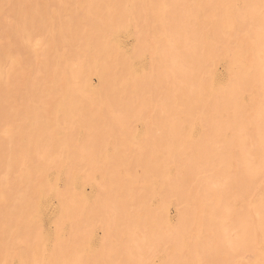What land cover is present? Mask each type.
Here are the masks:
<instances>
[{
  "label": "bare ground",
  "instance_id": "bare-ground-1",
  "mask_svg": "<svg viewBox=\"0 0 264 264\" xmlns=\"http://www.w3.org/2000/svg\"><path fill=\"white\" fill-rule=\"evenodd\" d=\"M149 1L0 0V15L9 9L16 16L15 21L27 31L30 30L35 33L46 32L50 36L49 47L39 60L41 68L43 67L42 71L39 74L38 71L36 72L37 74L30 71L32 74L26 76L29 72V70L27 72L24 70L26 65L30 64L29 68L32 69V64L34 65L35 63H29L32 55H29L27 49L20 44V40L17 38V28L13 25L8 27L11 42L4 44L3 41H0V120L5 122L8 119L6 115L8 109L17 110L13 105L18 106L19 104L14 103V97L21 95V99L26 98L28 100H22L21 102L25 106L23 107L26 110V114L28 113L30 118H36V120L33 119L34 121L29 123V132H35L28 141L30 145L35 144L36 138L47 141V146L60 145L62 144L61 140H64V145H66L63 147H69L72 144L65 140L69 138L70 141V137H72L70 132L73 131L69 130V132L68 128H66L67 125L63 127L62 123L59 124L52 118L41 119L40 115L44 113L58 112L67 114L68 123L72 122L77 132L82 134V137H86V135L90 137L91 141L87 142L90 145H98L103 131L108 132L109 129L110 131L111 129L113 131L114 128L118 129V135L115 133L118 136H115L118 143L115 146L120 144L123 147H127L129 144L128 147L130 148H124L125 150L128 149L129 154L121 151L120 154H122H119L120 158H118L119 155L116 153L118 155L117 159H112L110 162L105 159H102V162L99 161L105 171L99 169L98 172L101 176L100 181L102 184L97 182L98 185H95L94 192L97 191L98 196H101L99 194L103 192L107 194V186L113 185L116 192H119L120 199H123L125 195L131 197L128 199L131 201H127L130 204L132 202L130 205L131 209L124 219L130 223L135 222L138 225L146 224L152 226L162 218L161 215L163 217L166 215L165 217L170 219L169 215L165 213V204L171 203L169 205L175 206L177 227L173 228L171 232L174 235V242L172 241L174 244L170 242L166 245V243L160 242L161 245H159V251L157 252L158 255L163 253L166 258V260L162 259V264H189L191 261L195 263V259L196 261L198 259V264H214L216 261L218 262L219 258H221V256L219 257L218 248L213 244L209 246L210 250H208L205 239L214 240L212 238H215L214 236H216L217 232L212 229L215 226L217 227L219 216L222 213H225V217H227H224L225 221H236L243 232V239L240 238L241 236L238 237L237 234V237L240 238V243L235 242L240 245L241 251H238L239 248H237L238 250L228 248L223 255L230 262L228 264L234 262L231 258L235 257L234 254L236 252H242L244 249L253 251L256 254L255 257L257 256L256 258L253 257V252H248V255L252 253L251 256L253 255V258H258V263L264 264V189L262 192L258 191V185L261 186V181L255 180L259 175L264 179V171L261 172L264 167L259 168L256 166L257 170H251V166L255 167V164L260 162L258 161L259 159L256 160V157L262 158L261 163L264 165V154L260 152L262 147H264V143L261 142L264 139L260 141L263 146L257 147V149L261 148L259 151H256L255 148V151L253 150L254 144H258V141L257 143L250 142L256 136L260 139L264 138V135L262 136L264 134V91L262 89L264 88L260 86L261 89L257 90L258 92L263 91L260 97L254 96L247 99L245 95V91L250 88L253 74L257 72V63L259 64L258 73L264 66V64L263 66L260 64V56L264 54V0H182L180 3H178L179 0H176L177 2L173 0L171 3H174L173 7L177 11H174L175 9H172L169 5V0H164L167 4H165L167 9L169 6L172 9L167 12L165 7L164 11L167 14L174 12L168 16L165 13L166 16L160 24V31L156 30L158 23L155 22L156 17L149 12V9L147 11L148 14L142 11V6L147 4L148 8ZM57 2H59V5ZM159 2L157 1L158 4ZM152 3L150 1L149 5ZM155 3L153 4L155 5ZM152 6H149V8ZM153 10L151 11L152 13L155 12V9ZM125 37H131L134 40L130 52L124 49L123 39ZM16 52L26 56L17 58L18 56H15ZM262 60L264 59L262 58ZM216 62L226 64L225 76H221L215 70L214 65ZM70 64H77L78 68H74L75 71H73V68L70 70ZM139 67L142 69L140 72H138ZM160 67L162 74L156 75L155 69ZM169 70L171 72H168ZM142 71L143 73H141ZM93 76L98 78V86L92 85L90 80ZM61 77L67 78L68 81L71 79L79 85L75 88L73 84H67L64 92L68 95H64V99L57 102L56 105L53 104L46 107L44 100L45 98H50L49 93L52 86L55 85V89L58 88L54 82ZM16 79L23 80L29 88L22 90L25 85L23 87L20 85V89L18 85H15ZM52 82L53 84L49 86L48 84ZM152 83H155V85L152 86ZM45 85L48 86L46 87L47 89ZM258 85L252 86L254 90L250 88L252 90L249 91H256V88H259ZM61 86L62 83L59 87L61 88ZM60 88L57 91L62 90ZM252 93L251 96H253ZM254 107L258 111L253 115H249L248 110ZM17 114H15V117H17ZM158 124L163 130L161 131V136L156 139L157 136L154 135V137L152 132L155 126L158 128ZM139 126L143 127L144 134L133 139L135 135L133 130ZM0 135L2 136V134ZM35 135H37L36 138ZM55 139L59 141L56 140V142ZM83 139V142L87 141ZM102 140L104 141L103 137ZM25 143L23 141L21 144L20 151L26 156V154H29L28 152L33 153L34 148L31 149L30 147L32 151H29V146H27L29 144ZM252 143L254 144L248 146ZM35 147L37 149L36 145ZM40 147V149H44L42 146ZM58 147H54L55 151ZM237 147L239 151L245 149V154H247L246 150H253L254 152L248 151L247 155L251 154L248 158L245 154H240L246 165L243 167L240 165V168L239 165L235 164L238 166L235 170L237 168L240 169L237 170L238 172H234L233 164L236 159L240 158ZM247 147H251V149ZM12 148L10 150L13 152L18 150L14 149L15 147ZM0 151L3 154L6 153L1 150V145ZM35 151L37 152L38 149ZM38 152L45 153L41 150ZM113 152L115 153L116 151ZM1 153L0 165L3 163L2 160L5 159ZM262 153L264 152L262 151ZM252 155L256 161L254 162L252 159L254 164L249 166L248 164L251 161L249 162L247 159L253 158ZM31 157L27 159H29V162H33V168L27 169L28 171L22 169L24 162H27L24 160L25 157L23 160L21 158L19 160L11 158V163H8L10 164L9 168L16 175L15 178L20 179V181L19 179L17 180V184L19 181L18 186H15L12 182L15 187L20 188V191L12 190L17 188L8 183L9 181H0L1 235L6 234L4 229H1L4 226L5 231L7 230L4 217L8 216L14 218L15 222L17 221L16 223L21 220V226H26L27 224V229L24 228L25 226L21 228L23 230L22 233L24 230L28 234L30 232L35 234V230L38 231L36 226H39L38 222L42 220V202L48 199L46 196L48 191L46 192L43 189L44 183L46 178H49L48 174L54 166L61 168L60 171L65 170L67 173L66 177L64 176L69 188L66 192L71 189L72 192L69 196L77 197L78 200L73 201L75 204L77 203L73 207L74 209L72 208L73 210L79 212L82 209L80 213L82 215L86 203L90 200V196L86 195L82 188L92 177L89 176V173L86 175L87 172L82 174L78 171V162L81 160L77 162L75 160H78V158L71 156L68 166L63 164V160L59 163H45V160L42 162L36 159L37 157ZM86 161H88L89 165L95 162V160L88 158ZM21 162H23V166ZM244 162L241 164L244 165ZM96 164L95 162L93 167L98 170L97 167L100 166H96ZM258 165L262 166L260 163ZM26 166L28 165H25L24 168ZM138 166H141L140 172L136 171ZM92 173H94L93 170ZM209 179L211 180L209 181ZM9 188L10 191L8 190ZM11 191L16 192L12 193ZM116 192L112 193V196L113 194L115 196ZM92 195L94 196V193ZM36 196H40L37 202ZM65 198L64 195L63 199L60 197L62 200H59L60 205L65 206L67 196ZM110 198L112 199V197ZM94 199L96 202L95 196ZM249 199L251 202L253 201V204L249 203L250 201L248 202ZM155 200L160 202L158 210L152 208V203ZM117 201L115 202L116 204L119 203V200ZM124 203L127 205L125 201ZM93 204L94 201L92 203L89 202L88 205L94 207ZM116 204L115 207L117 206ZM123 205L121 207H125ZM12 206L16 208L14 212L9 210ZM100 207L103 208V206ZM89 208L91 209V207ZM168 208L170 209V206ZM30 209H33L34 216L32 219L29 217L23 221L18 218H22L23 215L15 216L20 211L23 213V211ZM63 209L60 210V214H62ZM15 210L19 211L15 213ZM75 211L73 214H75ZM73 214L72 218L74 217ZM81 215H77V218L79 217L78 219H80ZM85 216H87L86 219L92 217H88L87 211ZM114 217L116 218L117 216L114 215ZM84 218L82 217L81 219ZM109 219L108 217V221ZM73 220L75 219L73 218ZM112 222L115 223L116 221ZM112 222L110 221V223ZM228 223H231V221ZM236 228L238 227L236 226ZM123 230L125 231V228ZM123 230H120V232H123ZM166 231L168 230L166 229ZM152 235L156 236L155 233ZM30 236H33V234H30ZM219 239L221 240V238ZM153 240L155 241V239ZM107 243L109 244V242ZM147 243L149 244V242ZM169 244L173 246L171 250L169 249ZM31 247L33 248L30 245ZM167 248L170 251L167 252ZM32 252L35 251L32 249ZM237 253L236 255H238ZM157 254L152 255L157 257ZM240 254L244 257L246 255L239 253V256H242ZM111 255L113 254L111 253ZM31 257L35 256L32 255ZM252 259L250 258V260ZM235 260L233 264H237V259L235 258ZM241 260L243 261V259ZM242 261L239 259L238 264ZM257 262L255 261V263ZM247 264L254 263L249 262Z\"/></svg>",
  "mask_w": 264,
  "mask_h": 264
},
{
  "label": "rangeland",
  "instance_id": "rangeland-1",
  "mask_svg": "<svg viewBox=\"0 0 264 264\" xmlns=\"http://www.w3.org/2000/svg\"><path fill=\"white\" fill-rule=\"evenodd\" d=\"M55 1V0H54ZM134 1V0H133ZM150 1H152L153 3L154 2H156L155 3V5L152 3V4H150L149 5V3H150ZM149 1V3H148V8H147V4H146V6L144 7V6H142V11H143V13H145V14H148V9H149V12L151 13V14H153L156 18H155V22H157L158 23V25L156 26V30L158 29V31H160V28H161V21L164 19V17L166 16V14H167V12H168V10H172L174 7H173V4L174 3H171V2H173V0L171 1V0H169V5L172 7V9L170 8V6L168 7V9H167V4H166V2L164 1V0H150ZM157 1L159 2V4L157 3ZM174 1H176V0H174ZM180 1H182V0H179V2L178 3H180ZM162 2V3H161ZM177 2V1H176ZM160 3H161V5H160ZM168 3V2H167ZM57 4L59 5V2H57ZM157 4V5H156ZM166 4V5H165ZM177 4V3H176ZM153 5V6H152ZM159 5V6H158ZM52 6V5H51ZM149 6H152V7H154V8H152V7H150L149 8ZM160 6H161V8L163 9V11H162V9L160 8ZM163 6V7H162ZM54 7V6H53ZM165 7H166V11L167 12H165L164 10H165ZM54 8H56V6L54 7ZM147 8V9H146ZM152 8V9H151ZM170 8V9H169ZM56 9H58V8H56ZM56 9H54V10H56ZM153 9H155V12H151V11H154ZM161 11H160V10ZM175 10L174 11H177V9L176 8H174ZM158 12V14H157V12ZM159 11H160V13H159ZM173 11V12H174ZM173 12H171V13H173ZM179 12V11H178ZM155 13V14H154ZM166 13V14H165ZM171 13H169V14H171ZM165 14V15H164ZM169 14H167V16L169 15ZM65 17V16H64ZM16 16L12 13V12H10L9 11V9H7V10H5V12L3 13V14H1L0 15V41H3V43L4 44H7V43H9V42H11V39H10V37H9V30H8V27H10L11 25H13V26H15L16 28H17V38L20 40V44L23 46V47H25L26 49H27V53H29V55H32V57L30 58V62L29 63H35L34 65H36V66H34L33 64H32V69L31 68H29L30 67V64H27L26 65V67L24 68V70H26V72H27V70H29V72L26 74V72L24 71V73L26 74V76H30L32 73V71L35 73V74H37L36 72L38 71V74L42 71V68H41V62L39 61L42 57H43V53H44V51L46 50V49H48V47H49V42H50V36H49V33H46V32H43V33H39V32H31L30 30H26V29H24V27L23 26H20L16 21ZM36 37V38H35ZM45 38V39H44ZM13 39V38H12ZM13 41H14V39H13ZM15 42V41H14ZM133 42H134V40H133V38H131V37H125L124 39H123V45L125 46L124 47V49L126 50V51H129L130 52V50H131V48H132V46H133ZM46 43V44H45ZM18 53V54H17ZM20 55V56H19ZM42 55V56H41ZM15 56L17 57V58H22V57H25L26 55H22L21 53H19V52H16L15 53ZM39 56V57H38ZM34 58H36V60H37V62H36V60H34ZM260 58H261V61H260V64H262V66H263V62H264V60H262V58L264 59V54H261V56H260ZM220 63V64H219ZM222 64V65H221ZM74 65V66H73ZM219 65V66H218ZM73 66V67H72ZM177 66V65H176ZM226 66V64L225 63H223V62H216L215 63V65H214V68H215V70H217V72L221 75V76H225V73H226V69H227V66ZM258 66H259V64L257 63V72H255L254 74H253V77H252V81H250V88H252L253 90H254V88L253 87H255L256 85H258V87L259 88H256V91H249V90H252V89H248L247 91H245L246 93L248 92V94H246L245 93V95L247 96V99H250V97H256V96H259L260 97V95H262L264 92V89H262L261 90V92L259 91H257L258 89L260 90L261 88H264V66L261 68V71H260V73H258ZM34 67H35V69H34ZM141 68H142V66H140ZM138 68V72H140L142 69L141 68ZM217 67V68H216ZM70 70H72V68H73V71H75L74 70V68L76 69V68H78V66H77V64H70ZM171 69V68H170ZM156 71H155V74L157 75H160V74H162V69H161V67L160 68H156L155 69ZM172 71H173V69H171ZM31 71V72H30ZM161 71V72H160ZM168 72H171L170 70L168 71ZM141 73H143V71L141 72ZM263 75V76H262ZM254 76H255V78H254ZM60 80V81H59ZM59 80L57 79L55 82H54V84H56L57 85V87L58 88H60L59 86L61 85V83H62V86H61V88L60 89H62V90H59V91H57V89H55L56 87H54V86H52L51 88V92L49 93V95H50V98L48 97V98H45V100H44V104L46 105V107H48V105H53V104H55L56 105V103L57 102H59L60 100H62V99H64V95H68V94H65V90H66V88H67V84H73L74 86H75V88H77V85H79L78 83H74L73 82V80H71V79H69V81H68V79L67 78H64V77H61V78H59ZM254 80H256V81H254ZM20 81V82H19ZM91 81V83H92V85L93 86H98L99 85V81H98V78L96 77V76H93L92 77V79L90 80ZM18 82V83H17ZM22 82V83H21ZM25 82H27V81H25ZM59 82H61V83H59ZM75 82H78V81H75ZM21 83V84H20ZM252 83V84H251ZM253 83H254V85H253ZM258 83V84H257ZM46 84V83H45ZM53 84V82L52 83H50V84H48L49 86L50 85H52ZM256 84V85H255ZM15 85L17 86L18 85V87L21 89V87H23V85H25L24 86V89H22V90H27V84L26 83H24V81L23 80H20V79H16L15 80ZM20 85H21V87H20ZM155 85V83H152V86H154ZM253 86V87H252ZM260 86H261V88H260ZM46 87H48V86H46L45 85V88ZM29 88V87H28ZM47 89V88H46ZM53 90V91H52ZM60 91H61V93H60ZM59 92V93H58ZM263 92V93H262ZM251 93L253 94V96H251ZM254 94H256V95H254ZM15 98H17V99H15ZM43 98V97H42ZM41 99V98H40ZM54 99H55V101H54ZM22 100H26V98H22L21 99V95L18 97V96H15L14 97V103H18V104H16V105H18V106H15V105H13V107H16L17 108V110H15L14 111V109H8L7 111H6V115H7V120L4 122V121H1L0 120V134H2V136L0 135V145H1V150L3 151L4 150V153L5 154H3V153H1V151H0V153L4 156V158L5 159H3L2 161H3V165L1 164L0 165V177H3V178H0V181H3V182H6V180H7V182L8 183H10V184H12V186L14 187V188H17V187H15V186H18L19 185V181H20V179L19 178H15V174H14V171L12 172V169L11 168H9L10 167V164H8V163H11V161H12V159H18L19 160V158H21L22 160H23V158H24V160H26L27 162H24L25 164H24V166L25 165H28V166H26V167H28V168H24V166H23V162H21L22 163V166H23V170H29L30 168L32 169L33 168V162L31 161V162H29V159H27L28 157L30 158L31 157V155H32V157L31 158H33V157H37L36 159H39V160H41L42 162H43V160H45V163H52V162H57V163H59L61 160H63V164H66V165H68L69 164V162H70V158H71V156L72 157H74V158H78V160H75V161H80V162H83V163H80V162H78V167H76V168H78V171H80L82 174H85L86 172H87V174L86 175H88V173L90 174L89 176H91L92 177V179L91 180H88V182L83 186V188H82V191L83 192H85L86 193V195H88V196H90L89 197V201H88V203H86V206H85V210H83V213H82V215L80 214L81 212H82V209L78 212L77 210L75 211V210H73L74 208L73 207H75V205L77 204H75L73 201L75 200V201H78L77 200V197H75V198H73L72 196H69V195H71V189L68 191V192H66V190H68L69 188L67 187V183H66V179H64L65 177H66V175H67V173L65 172V170L64 171H60V169L61 168H59V167H56V166H54L53 167V169H51V171L49 172V174H48V176H49V178H46V180H45V183H44V190L47 192H45L47 195V197H48V199H46V200H44L42 203H43V208H42V220H40V222H38V224H39V226H36V227H38V228H36V229H38V231L37 230H35L34 232H35V234L34 233H32V232H30L29 234L27 233V231L26 230H24V232L22 233V229L21 228H23L25 225H20V222H21V220H19L18 221V223H16L15 222V220H14V218H11L10 216H8V217H4V220H5V226H6V231H5V227L3 226V228L1 229V230H3L4 229V232L6 233L5 235H1L0 234V264H162L163 263V260L165 259L166 260V258H165V256H164V254L163 253H159V255L157 254V252L159 251V245H161L160 244V242H162V243H166V245L168 244V243H170L171 242V244H174L173 242H174V235H173V233H171L172 232V229L173 228H175V227H177V225H176V223H177V215H176V208H175V206H171V205H169V204H171V203H167V204H165V213L166 214H168L169 215V217H170V219H167L165 216V213H164V217L161 215V217L162 218H160L159 220H158V222H156L154 225H146V224H141V225H138V224H135V222H133V223H130L128 220H126V219H124L126 216H127V214L130 212V205L132 204V202H131V204L129 203L130 201L128 200V199H130L131 197H127V195H125L124 196V198L122 199H120V197H119V192L117 193L116 192V190L114 189L115 187L113 186V185H109L110 187H112V188H110L109 186H107V192L109 193H107L106 194V192H103L102 194H99V195H101V196H98V193H97V191H95L94 192V188H95V185H98L97 184V182L99 183V184H102L101 183V181H100V179H101V176H100V174H99V169L101 170V171H105L104 169H102V167H101V165H100V163H99V161L100 162H102L101 160L102 159H105V160H107V161H111L112 159H117V156L120 154V152L122 151V152H127V154H129V151H127V150H125L126 148H130V147H128L129 146V144H128V146L126 147H123V145H120V144H118L117 146H118V148H117V146H115L118 142H116V139H117V135H118V129L116 130L115 128L113 129V131H112V129H111V131H110V129H109V131L108 132H106V131H103L102 132V134L103 135H101V139L98 141V145H90L89 143H87V142H90L91 140H90V137H88L87 135H86V137L85 136H83L82 137V134L80 133V132H77V129H76V127L73 125V123L72 122H70V123H68V117H67V114H60V113H58V112H55V113H47V114H41L40 116H41V119H49V118H52L53 120H55V122H57V123H62V125H63V127H66V125H67V127L66 128H68V131L69 130H72L73 132H74V134H75V136L73 137V135L74 134H72L73 132H70V134L72 135V137H70V141H69V138L67 139V140H65L66 142H71L72 144L71 145H69V147H63V146H66V145H64L65 144V142H64V140H61L60 142L62 143V144H60V145H55L54 146V144L53 145H51L50 143V145L51 146H47V144H48V142L46 141L45 142V140L44 139H40V140H38L37 138H36V136L37 135H35V138H36V140H35V144H33V145H30V143L28 142L29 141V139L30 138H32V136H33V134L35 133V132H29V130H30V128H29V126H30V121H34V120H36V118H30V116L28 115V113L26 114V110H24V105H22L21 104V102H22ZM50 100H52V101H50ZM26 101H28V100H26ZM55 102V103H54ZM20 105H22V107H20ZM262 105V104H261ZM18 107H20V108H18ZM261 108L263 109V107L261 106ZM19 109H21L20 111H18ZM261 109V110H262ZM259 110H260V107H259ZM256 111H258V109H255V107L252 109H249L248 110V114L249 115H253V114H255V112ZM17 112H18V114H17ZM22 112V114H20ZM11 113V114H10ZM15 114H17V117H15ZM61 115V117H60V115ZM52 115V116H51ZM12 116V117H11ZM29 116V117H28ZM47 116V117H46ZM0 118H1V116H0ZM64 118H65V120H64ZM34 119V120H33ZM11 121V122H10ZM23 121V122H22ZM10 122V123H9ZM21 123H23V124H21ZM27 123V124H26ZM65 124V125H64ZM10 125V126H9ZM13 125V126H12ZM21 125H23V126H21ZM71 125V126H70ZM161 127V126H160ZM159 127V124H158V128L155 126V128H154V131L152 132L153 133V136L155 135V136H157L156 137V139L158 138V137H160L161 136V131L163 130V128L161 129ZM75 130V131H74ZM157 130V131H156ZM115 131V132H114ZM10 132V133H9ZM133 132H134V138L133 139H136V137L138 136V137H140V136H143V134H144V129H143V127L142 126H139L137 129H134L133 130ZM158 132V133H157ZM160 132V133H159ZM10 134V136H9V134ZM107 133H109V134H107ZM117 135H116V134ZM155 133V134H154ZM69 134V133H68ZM106 134V135H105ZM158 134V135H157ZM160 134V135H159ZM9 137H8V136ZM108 135H109V137H108ZM113 135V136H112ZM264 134H262V136H263ZM111 136V137H110ZM115 136H117L116 138H115ZM154 136V137H155ZM13 137V138H12ZM76 137V138H75ZM84 138L83 140H87V141H82V138ZM87 137H88V139H87ZM102 137H103V139H104V141L102 140ZM104 137H106V138H104ZM108 137V138H107ZM114 137V138H113ZM253 137V136H252ZM257 137V138H256ZM255 137V139H254V137H253V139L252 140H250V142H254V143H257V141H258V144H254V143H252V144H250V145H248V146H251V145H255V146H253V150H254V148H255V150L256 151H259V149H261L260 147L257 149V147L258 146H263V144L262 143H264V141L262 140V139H264L263 137L260 139V138H258V136H256ZM2 138H3V140H2ZM72 138V139H71ZM74 138V139H73ZM4 139H5V141H4ZM76 139H78L79 140V143H78V140H76ZM57 139H55V141H56ZM73 140H75V141H73ZM89 140V141H88ZM110 142H109V141ZM113 140H114V142H113ZM255 140H256V142H255ZM262 140V141H261ZM23 141H24V143L25 144H29V145H27V146H29V151L31 150V149H33V153H30V152H28L29 154H26V156L20 151L21 149H20V146H21V144L23 143ZM37 141V142H36ZM57 141H59V140H57ZM56 141V142H57ZM74 143H73V142ZM103 141V142H102ZM262 143H261V142ZM3 142V143H2ZM55 142V143H56ZM102 142V143H101ZM6 143V144H5ZM46 143V144H45ZM101 143V144H100ZM128 143V142H127ZM126 143V144H127ZM10 144V145H9ZM41 144V145H40ZM87 144H89V145H87ZM106 144V145H105ZM108 144V145H107ZM4 146V148H3V146ZM15 145V146H14ZM35 145L37 146V149H38V151L39 150H41V151H44L43 153L44 154H42V153H39L38 151L36 152L35 150H37L36 149V147H35ZM42 146V148H44V149H40L41 147L40 146ZM104 145V146H103ZM9 146V147H8ZM59 146V147H58ZM106 146V147H105ZM14 148V149H18L17 151H11L10 149L11 148ZM19 147V148H18ZM30 147H31V149H30ZM45 147H47V148H45ZM49 147V148H48ZM51 147H53V148H51ZM56 147H58L57 149H56V151H55V148ZM75 147V148H74ZM84 147V148H83ZM116 147V148H115ZM3 148V149H2ZM12 148V149H13ZM51 148V149H50ZM70 148H71V151H70ZM115 148V149H114ZM125 148V149H124ZM248 148V147H247ZM246 148V149H247ZM264 147H262V149L260 150V152H261V154H264V153H262V151L264 152V149H263ZM7 149V150H6ZM59 149V150H58ZM66 149V150H65ZM68 149V150H67ZM88 151H87V150ZM105 149V150H104ZM118 149V150H117ZM122 149H124V150H122ZM155 149H158V148H155ZM237 149H238V147H237ZM241 149V148H240ZM248 149H251V147H249ZM120 150V151H119ZM130 150V149H129ZM242 150H243V152H242ZM253 150H246L247 152V154H248V151H250V152H254ZM8 151V152H7ZM83 151V152H82ZM113 151H116L115 153L113 152ZM118 151H119V153H118ZM13 152V153H12ZM49 152H51V153H49ZM90 154H89V153ZM237 152V151H236ZM238 154H239V156H240V154H245V149H241L240 151H239V149H238ZM241 152V153H240ZM9 153V154H8ZM11 153V154H10ZM39 153V154H38ZM87 153V154H86ZM118 155H117V154ZM257 153V152H256ZM13 154H15V155H13ZM20 154V155H19ZM38 154V155H37ZM74 154V155H73ZM76 154V155H75ZM88 154H89V156H88ZM98 154V155H97ZM116 154V155H115ZM122 154V153H121ZM120 154V155H121ZM126 154V153H125ZM238 154L236 153V155H237V158H238ZM247 154H245L246 155V157L248 158V156L250 155L251 156V154L249 153V155H247ZM19 155V156H18ZM36 155V156H35ZM52 155V156H51ZM84 155V156H83ZM118 156V158H120L121 156ZM6 156V157H5ZM21 156H23V157H21ZM42 156V157H41ZM83 156V157H82ZM99 156V157H98ZM116 156V158H114V157ZM242 156H244V155H242ZM255 156V155H254ZM264 156V155H263ZM262 156V157H263ZM14 157V158H13ZM18 157V158H17ZM252 157H253V155H252ZM8 158H9V160H8ZM12 158V159H11ZM48 158H50V159H48ZM92 159V160H95V162L97 163L96 164V166H100V167H97L98 168V170L96 169H94V167H93V165H95V162H93L94 164H90L89 165V163H88V161H86V159ZM100 158V159H99ZM111 158V159H110ZM251 158V157H250ZM249 158V159H250ZM48 159V160H47ZM249 159H247V161H251L252 162V159H253V161L255 162L257 159H259L258 161H260V162H257V164H255V167L257 166V167H264V165H262V161H261V159L262 158H258V157H256V160L254 159V157L253 158H251L250 160ZM264 159V158H263ZM11 160V161H10ZM22 160H20V161H22ZM47 160V161H46ZM69 160V161H68ZM83 160V161H82ZM243 160V161H242ZM238 161V163H236ZM77 162H75V163H77ZM236 162H234V164H233V167H234V172H238L237 170H239L240 168H241V166L240 165H242V167L243 166H245L246 164H245V162H244V159H242V157L240 156V158H238V160L236 159ZM244 162V165L243 164H241V163H243ZM250 162V164H248L249 166H251V164H254V162H252L251 163ZM264 162V161H263ZM26 163H28V164H26ZM258 163H260L262 166H259L258 165ZM8 165V166H5V165ZM235 164H237V165H239V167L240 168H237V170H235V168L236 167H238V166H236ZM21 165V164H20ZM80 165V166H79ZM83 165V166H82ZM235 165V166H234ZM22 166H20V167H22ZM69 166V165H68ZM74 166H76V164H74ZM82 167V168H81ZM233 167H232V169H233ZM252 167V169L251 170H257L258 168L256 167H253V166H251ZM6 168V169H5ZM138 168H139V170H138ZM4 169H5V171H4ZM10 169V170H9ZM84 169V170H83ZM85 169H86V171H85ZM3 170V171H2ZM21 170V169H20ZM22 170V171H23ZM27 170V171H28ZM91 170V171H90ZM92 170H93V172L94 173H92ZM8 171V172H7ZM10 171V172H9ZM89 171V172H88ZM136 171H138V172H140L141 171V166H138L137 167V170ZM233 171V170H232ZM262 171H264V170H261V172ZM4 172V173H3ZM65 172V173H64ZM85 172V173H84ZM13 173V174H12ZM1 174H3L2 176H1ZM94 174V175H93ZM6 175V176H5ZM12 175V176H11ZM110 175V174H109ZM65 176V177H64ZM94 176V177H93ZM111 176V175H110ZM18 177V176H17ZM9 178V179H8ZM19 179V181H18V184H17V180ZM35 179V178H34ZM48 179V180H47ZM13 180H15V181H13ZM211 179H209V181H210ZM256 181L258 180H260L259 182L261 183H259L261 186H259L258 184V191H260V192H262V190L264 189V183H263V185H262V182H264V179L262 178V176L261 175H259L256 179H255ZM11 181V182H10ZM100 181V182H99ZM15 184V186H14V184ZM208 183V182H207ZM207 183H206V185H207ZM212 183L214 184V181H213V179H212ZM112 184V183H111ZM66 188V189H65ZM20 188H17V189H12V190H19ZM113 189V191L111 192V190ZM260 189V190H259ZM9 191H10V188L8 189ZM65 190V191H64ZM73 190V189H72ZM96 190V189H95ZM20 191V190H19ZM74 191V190H73ZM116 192V195L114 196V194H113V196H114V198H113V196H112V193H115ZM12 192V191H11ZM14 192H16V191H14ZM14 192H12V193H14ZM55 193H57V194H55ZM94 193V196H95V198L97 199L96 200V202H95V199H94V196L92 195ZM263 193H264V190H263ZM59 194V195H58ZM59 197H57V196ZM63 195H64V198L67 196V201L65 202V206H62V204L60 205V201H62L61 199H63ZM72 195H75V194H72ZM112 197V199L109 197ZM69 196V197H68ZM76 196V195H75ZM92 196V197H91ZM119 197V199H117L118 197ZM38 197V198H37ZM39 197L40 196H36V202H37V200L39 199ZM60 197H61V199H60ZM70 197L72 198L71 200H70ZM117 197V198H116ZM69 198V199H68ZM92 198V199H91ZM66 199V198H65ZM127 199V200H126ZM251 199V198H250ZM250 199L248 200V202L250 201ZM60 200V201H59ZM70 200V201H69ZM100 200V201H99ZM117 200H119V203H115V202H118ZM253 200H255V199H253ZM46 201V202H45ZM94 201V207H92V205L90 206V205H88L89 204V202L90 203H92ZM124 201L126 202V204L127 205H125V203H124ZM127 201H129V202H127ZM45 202V203H44ZM97 203V204H96ZM99 203V204H98ZM121 203V205H119ZM249 203H252L253 204V201L251 202H249ZM115 204L119 207H115ZM124 204V205H123ZM129 204V205H128ZM64 205V204H63ZM72 205V206H71ZM105 205H107V207H105ZM125 206V207H121V206ZM64 208H62V207ZM91 207V209L89 208V207ZM100 206H103V208L102 207H100ZM159 206H160V202H158L157 200H155L153 203H152V208L154 209V210H158V208H159ZM170 206V209L168 208ZM9 207V206H8ZM15 207V206H14ZM68 207V208H67ZM105 207V208H104ZM112 207V208H111ZM127 207V208H126ZM11 208V209H10ZM9 208V210H13L12 212H14V209H16V208H13V206L12 207H10ZM32 208V207H31ZM66 208H67V212H66ZM72 209L73 210V212H72V210L70 211V209ZM95 208V209H94ZM97 208V209H96ZM61 209H63L62 210V214H60L59 212H60V210ZM89 209V210H88ZM93 209V210H92ZM101 209V210H100ZM166 209H167V211H166ZM168 209H169V211H168ZM90 210H91V213H90ZM104 212H103V211ZM108 210V211H107ZM113 210V211H112ZM19 210H15V213H17ZM74 211H75V214H76V218H77V215L78 216H80L81 215V217H80V219H78V221H77V219L75 218V214H73L74 213ZM86 211H87V215H88V217H91V218H89V219H86V217L87 216H85L86 215ZM95 211H96V213H95ZM101 211H102V213H101ZM116 211H118V212H116ZM31 213V214H29V213ZM89 212V213H88ZM65 215H64V214ZM68 213H70V214H68ZM79 213V214H78ZM94 213V214H93ZM98 213V214H97ZM104 213V214H103ZM21 214V215H20ZM72 214L74 215V219L75 220H73V218L71 217L72 216ZM109 214V215H108ZM22 216V218L21 217H18V216ZM106 216V218H105V216ZM114 215L115 216H117L116 218L114 217ZM222 215H223V218H222ZM15 216H17L19 219H22L23 221H25L24 219H27V218H29L30 217V219H32L33 218V209H30V210H28V211H23V213H22V211H20L18 214H16ZM58 216H59V218H58ZM98 216V217H97ZM102 216V217H101ZM120 216V217H119ZM24 217V218H23ZM64 217V218H63ZM72 218V220H71V218ZM82 217H85L84 219H81ZM108 217L110 218L109 219V221H108ZM224 217H225V213H222V214H220V216H219V222H218V225H217V227L215 226V227H213V229L212 230H214V232L216 231L217 232V234H216V236H214L215 238H212V239H214V240H211L210 238H206L205 239V242H206V244H207V247H208V250H210V247L209 246H211V245H213V244H215L216 245V247L218 248L217 250H218V253H219V257L221 256V258H219V260H218V262L216 261V263H214V264H228V263H230V262H228V260L226 259V258H224V253H226V250L229 248H234V249H236V250H238L237 248H239V250L238 251H241V248H240V245H238V243H240V238L241 239H243V235H242V229H241V226L236 222V221H232V220H228V222H230L231 221V223H228L227 222V220L225 221L224 220ZM57 218V219H56ZM93 218V219H92ZM103 218H104V220H103ZM118 218H119V220H118ZM225 218H227V217H225ZM29 219V220H30ZM60 219V220H59ZM256 219H258V218H256ZM11 220H12V222H11ZM60 221V222H59ZM74 221H76V222H73ZM88 221V222H87ZM110 221L112 222V221H116L115 223H110ZM223 221V222H222ZM8 222H10V223H8ZM59 222V223H58ZM225 222V223H224ZM233 222H235L234 223V225H232V223ZM14 223V224H13ZM55 223H56V225H55ZM64 223V224H63ZM84 223H86V224H84ZM89 223V224H88ZM110 223V224H109ZM118 225H117V224ZM120 223V224H119ZM219 223H221V224H219ZM37 224V225H38ZM59 224V225H58ZM83 224V225H82ZM109 226H108V225ZM115 224V225H114ZM2 225H4V224H2ZM71 225V226H70ZM82 225V226H81ZM111 225V226H110ZM155 225H157V226H155ZM224 225V226H223ZM228 225V226H227ZM238 227V228H236V226ZM12 226V227H11ZM56 226H58V227H56ZM75 226V227H74ZM103 226V227H102ZM117 226V227H116ZM132 226V227H131ZM146 226H148V227H146ZM226 226V227H225ZM230 226V227H229ZM240 226V227H239ZM27 227V224H26V226L24 227L25 229H27L26 228ZM41 227V228H40ZM62 227V228H61ZM105 227V228H104ZM141 227V228H140ZM70 228H71V230H70ZM74 228V229H73ZM79 228V229H78ZM119 228V230L117 231V229ZM125 228V231L123 230ZM146 228V229H145ZM153 228H154V230L156 231H154L153 230ZM164 228V229H163ZM227 229V230H225V229ZM243 228V227H242ZM41 229V230H40ZM59 229V230H58ZM163 229V230H162ZM166 229L168 230V231H166ZM224 229V230H223ZM240 229V230H239ZM13 230V231H12ZM76 230H77V232H76ZM120 230L122 231L123 230V232H125V233H123V232H120ZM223 230V231H222ZM21 232V234H20V232ZM58 231V232H57ZM70 231V232H69ZM226 233H225V232ZM9 232L11 233L10 235H9ZM16 232V233H15ZM19 232V233H18ZM71 232H73V233H75V234H73V233H71ZM121 234H120V233ZM223 232V233H222ZM27 233V234H26ZM60 233V234H59ZM155 233V237H154V235H152V234H154ZM219 233H221L222 234V236H221V234H219ZM30 234L32 235L33 234V236H30ZM72 234V235H71ZM88 234V235H87ZM161 234H163V235H161ZM169 234V235H168ZM237 234H238V237L239 236H241L240 238H238L237 237ZM20 235H21V237H20ZM24 235V236H23ZM29 235V236H28ZM59 235V236H58ZM76 235V236H75ZM135 235V236H134ZM152 235V236H151ZM157 235H158V237H157ZM218 235H220V236H218ZM224 235H225V237H224ZM227 235V236H226ZM9 237V239H8V237ZM15 236H17V237H15ZM26 236V237H25ZM35 236H36V238H35ZM71 236V237H70ZM146 236H148V237H146ZM162 236V237H161ZM7 237V238H6ZM57 237V238H56ZM80 238V239H78V238ZM141 237V238H140ZM163 237H165V238H163ZM86 238H88V239H86ZM138 238V239H137ZM162 238V239H161ZM219 238H221V240L219 239ZM226 238H227V240H226ZM232 238V239H231ZM110 239V240H109ZM153 239H155V241L153 240ZM157 239V240H156ZM159 239V240H158ZM173 239V240H172ZM232 241H231V240ZM5 240H7V241H5ZM56 240V241H55ZM61 240V241H60ZM74 240V241H73ZM149 242V244L146 242ZM163 240V241H162ZM165 240V241H164ZM204 240V239H203ZM209 240V242H207ZM225 240H226V242H225ZM235 240V241H234ZM4 241V242H3ZM13 241V242H12ZM55 241V242H54ZM59 241V242H58ZM106 241V242H105ZM166 241H168V242H166ZM173 241V242H172ZM221 241V242H220ZM224 241V242H223ZM238 242L237 244L235 243V242ZM9 242V243H8ZM68 242V244H66V243ZM107 242H109V244L107 243ZM152 242V243H151ZM158 242V243H157ZM227 242H229V243H227ZM233 242V243H232ZM241 242H242V240H241ZM8 243V244H7ZM15 243V244H14ZM20 243H21V245H20ZM24 243H26V244H24ZM151 243V244H150ZM212 243V244H211ZM219 244V245H217V244ZM220 243H223V244H220ZM231 243V244H230ZM27 244H28V246H27ZM58 246H57V245ZM73 244V245H72ZM107 244V245H106ZM142 244V245H141ZM171 244H169V249L171 250V248L173 247ZM233 244V245H232ZM25 245H26V247H25ZM30 245L31 246H33V248L31 247L30 248ZM106 245V246H105ZM109 245V246H108ZM156 245V246H155ZM222 245V246H221ZM224 245V246H223ZM236 245V246H235ZM239 247H238V246ZM140 246H142V247H140ZM152 246V248H153V250H151L152 248H150ZM163 246V245H162ZM219 246V247H218ZM8 247H10V248H8ZM106 247V248H105ZM164 247V246H163ZM165 247H168V246H165ZM23 248H25V249H23ZM141 248V249H140ZM144 248V249H143ZM13 249H14V251H13ZM22 249V250H21ZM27 249H29V250H27ZM32 249H33V251H35V252H32ZM105 249V250H104ZM111 249V250H110ZM125 249V250H124ZM155 249H157V250H155ZM168 248H167V252L168 251H170ZM242 249H244V248H242ZM2 250V251H1ZM18 250V251H17ZM31 250V251H30ZM147 250V251H146ZM245 250V251H244ZM242 252H239V253H243L244 255H245V257L242 255V254H240V255H242V256H239V253H237L238 255H236V253L234 254V256L235 257H233V258H231V260H234V262L236 261L235 260V258L237 259V264H238V261H239V259H240V261H242L241 259H243V261L242 262H239V264H247V263H249V262H251V263H254V264H260V263H258L257 261H258V258L257 259H255L256 257H255V253L253 252V251H251V250H249V251H246V249H244ZM9 251V252H8ZM24 251H26V253H27V255H26V253H24ZM110 251H111V253L113 254V255H111V253H110ZM114 251H116V252H114ZM121 251V252H120ZM153 251V252H152ZM221 251V252H220ZM15 252H17V254H15ZM149 252V253H148ZM235 252V251H234ZM248 252H253L254 254V256L253 257H255V258H253L252 256H251V254L252 253H250V255H248ZM6 253V254H5ZM31 253V254H30ZM34 253V254H33ZM73 253V254H72ZM118 253H120V254H118ZM127 253V254H126ZM145 253V254H144ZM165 253H166V251H165ZM5 254V255H4ZM110 254V255H109ZM123 254V255H122ZM152 254H154V255H158L157 257H153V255ZM221 254V255H220ZM6 255H8V256H6ZM19 255V256H18ZM35 256V257H31V256ZM127 255V256H126ZM146 255V256H145ZM6 256V257H5ZM30 256V257H29ZM119 256V257H118ZM128 256H129V258H128ZM248 256V257H247ZM251 256V257H250ZM239 257V258H238ZM240 257H242V258H240ZM164 258V259H163ZM223 258V259H222ZM250 258L252 259H255V260H250ZM29 259V260H28ZM124 259H127V260H124ZM163 259V260H162ZM249 259V260H248ZM222 260V261H221ZM246 260H247V262H246ZM5 261V262H4ZM21 261V262H20ZM46 261V262H45ZM154 261V262H153ZM162 261V262H161ZM227 261V262H226ZM249 261V262H248ZM255 261L257 262V263H255ZM234 262H231L232 264L234 263ZM195 263L196 264H198V259H197V261H196V259H195ZM194 262H192L191 261V263H189V264H195Z\"/></svg>",
  "mask_w": 264,
  "mask_h": 264
}]
</instances>
